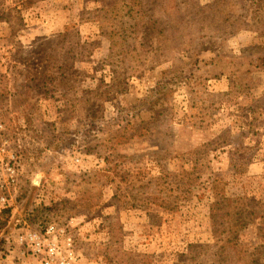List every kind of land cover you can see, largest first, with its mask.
<instances>
[{
  "label": "rangeland",
  "instance_id": "rangeland-1",
  "mask_svg": "<svg viewBox=\"0 0 264 264\" xmlns=\"http://www.w3.org/2000/svg\"><path fill=\"white\" fill-rule=\"evenodd\" d=\"M0 122V264H264V0H0Z\"/></svg>",
  "mask_w": 264,
  "mask_h": 264
},
{
  "label": "built area",
  "instance_id": "built-area-1",
  "mask_svg": "<svg viewBox=\"0 0 264 264\" xmlns=\"http://www.w3.org/2000/svg\"><path fill=\"white\" fill-rule=\"evenodd\" d=\"M5 131V126L0 122V179L2 177V174L5 173L7 176V179L10 183H13L15 181V175L17 169L14 167L12 164L13 160L12 158L14 157L13 154H8L7 149H8V140L2 135L3 132ZM2 153H6L9 157V161L11 163H4L1 156ZM3 200V198H2ZM31 242L34 244L35 250H40V246L42 241L39 239V237L34 234L31 238H29ZM49 251L53 253V248H50Z\"/></svg>",
  "mask_w": 264,
  "mask_h": 264
},
{
  "label": "trees",
  "instance_id": "trees-1",
  "mask_svg": "<svg viewBox=\"0 0 264 264\" xmlns=\"http://www.w3.org/2000/svg\"><path fill=\"white\" fill-rule=\"evenodd\" d=\"M228 200V199H227ZM226 200V201H227ZM5 212H7V213H9V209H7ZM235 221V220H234ZM5 221H0V234H1V231L4 229V227H5ZM239 225H241V224H239ZM230 229H231V227H230ZM1 239H2V236L0 237V242H1Z\"/></svg>",
  "mask_w": 264,
  "mask_h": 264
}]
</instances>
